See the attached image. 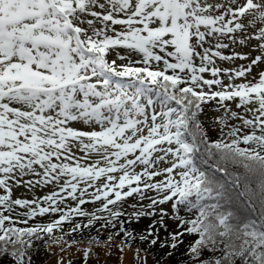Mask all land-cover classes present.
I'll list each match as a JSON object with an SVG mask.
<instances>
[{"label":"snow or ice","instance_id":"obj_1","mask_svg":"<svg viewBox=\"0 0 264 264\" xmlns=\"http://www.w3.org/2000/svg\"><path fill=\"white\" fill-rule=\"evenodd\" d=\"M0 264H264V0H0Z\"/></svg>","mask_w":264,"mask_h":264},{"label":"trees","instance_id":"obj_2","mask_svg":"<svg viewBox=\"0 0 264 264\" xmlns=\"http://www.w3.org/2000/svg\"><path fill=\"white\" fill-rule=\"evenodd\" d=\"M41 259H42V257H41Z\"/></svg>","mask_w":264,"mask_h":264},{"label":"rangeland","instance_id":"obj_3","mask_svg":"<svg viewBox=\"0 0 264 264\" xmlns=\"http://www.w3.org/2000/svg\"><path fill=\"white\" fill-rule=\"evenodd\" d=\"M39 194V193H38Z\"/></svg>","mask_w":264,"mask_h":264}]
</instances>
